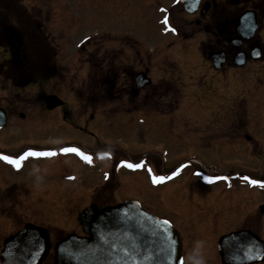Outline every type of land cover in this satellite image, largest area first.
<instances>
[{
  "label": "rangeland",
  "instance_id": "374dc122",
  "mask_svg": "<svg viewBox=\"0 0 264 264\" xmlns=\"http://www.w3.org/2000/svg\"><path fill=\"white\" fill-rule=\"evenodd\" d=\"M51 1L39 0L38 5L41 10V26L47 34L53 36L55 44V76L49 82L16 89L1 69L3 57L0 53V105L18 100L20 110L37 112L30 115L37 116L41 120L39 123L34 117L33 124L30 118L19 126L25 128L37 122L39 129L36 134H43L47 133L48 119H44L45 115L41 114L43 108L40 96L44 93L55 94L67 102V110L72 113L69 120L81 123L85 128L82 134L74 130L73 125L57 123V127H60L55 132H59L60 138L55 143H64L63 136L69 137L68 141L76 143L82 151L92 156V162L70 159L67 172L70 185L67 182H53L55 176L43 177L46 182L43 186L69 192L65 206H71L72 212L83 211L93 203L106 207L107 204L114 205L132 199L139 201L157 217L173 223L186 210L193 211L201 207V202L210 205L216 197H221L217 196L218 192L226 189L225 184L217 185L218 182L203 183L204 179L199 181L196 178L191 180L194 168H187V165L193 158L205 162L203 164L206 166L199 167L202 170L214 165L216 172L225 176L244 168L249 173L256 170L260 179H264V78L261 77L258 82L249 80L247 84H241L235 81L236 76L230 75L226 76L227 81L219 82L220 77L203 63L200 50L177 34H164L165 28L158 20L159 10L154 11L143 0ZM49 3H52L51 7ZM153 12L158 16L154 17ZM169 13L175 25H183V15L174 7L169 8ZM171 22L169 19L168 23L173 26ZM123 37L136 39L139 48L147 52L150 59L146 65L150 69L152 83L145 86L141 93L153 94V99L147 104L141 95L136 99L129 98L125 92L129 86L122 85L127 77L125 74H133L142 69L138 63L134 65L131 62L137 54L131 48V43L122 44L118 41V38L123 40ZM118 73L120 82L115 86L114 79ZM253 75L251 77L257 79ZM242 95H246V98H241ZM176 100L180 103L169 105ZM177 107L182 112L178 118L162 116ZM197 111L216 112L209 115V121L225 111L231 112L232 116H241L247 126V135L252 140L247 142L244 137L241 140L238 132H230L229 141L226 137L228 131L223 130L220 123L210 134L209 128L202 125L204 119L201 117L205 115L195 114ZM129 112L130 115L126 114ZM114 115L120 117L119 121L113 120ZM12 139V142H8ZM27 141L42 145L45 140L20 134L9 138L4 146L19 148ZM230 142L232 146L228 144ZM246 142L251 151L249 154L245 150ZM124 160L143 166L130 168L120 163ZM194 164L197 165L196 162ZM178 169V174L173 176L172 173ZM162 174L171 181H153V175ZM40 181L29 182L37 186ZM105 184L109 185L108 189H105ZM5 186L9 188L0 189V201H7L9 205L12 204L7 199L12 195L9 191L11 187L8 184ZM198 186L203 189H198ZM203 186L208 187L204 189ZM257 188L260 190L257 197L260 198L255 201V208L260 200L264 201V188L258 185ZM240 191L247 192V187L240 186ZM196 193H201L198 199L200 204ZM54 194L55 198L51 202L56 207L62 206V199L56 192ZM248 195L245 193V196ZM205 196L208 199L203 198ZM36 201L29 198L16 203V207H25L31 212L37 208ZM252 212L255 214V209L249 212V216ZM18 216L22 214L15 215ZM23 216L27 220L35 217L32 213ZM4 217L0 214V226L3 225L0 232L8 234L15 229V222L5 221ZM239 225H225L224 229L234 230ZM184 227L190 229L193 225L186 222ZM257 232L264 239V226ZM205 246H211L209 240H206Z\"/></svg>",
  "mask_w": 264,
  "mask_h": 264
},
{
  "label": "flooded vegetation",
  "instance_id": "af4514ba",
  "mask_svg": "<svg viewBox=\"0 0 264 264\" xmlns=\"http://www.w3.org/2000/svg\"><path fill=\"white\" fill-rule=\"evenodd\" d=\"M47 1L50 2L51 0ZM143 2L144 4H148L154 11L157 12L159 10L160 17L158 20H160L162 27L165 29L167 28V25L164 23L165 17L168 18V21L169 19L172 20L171 23L174 22L169 13L170 7H174L183 15V25H177V23L175 25V23H173V27L176 28V31L165 30L164 34H177L186 41H191V43L200 50V55L204 60L203 63L210 68L213 74L220 77L219 82L223 83L222 81L226 80V76L230 75L236 76L235 81L241 84H247L249 80L252 82L257 80L258 82L261 77L264 78V73H261L262 71L264 72V0H143ZM38 3L39 0H0V53L3 57L1 69L5 73L7 80L13 84L12 87L16 89L28 88L32 85L36 86V84L43 83L44 81L49 82L51 78L55 76V44L53 36L47 34L45 30H43V26H41V10ZM49 4L51 7L52 3ZM152 14L154 17L158 16L155 12ZM122 39L123 40H120L118 38V41L122 44L125 42L131 43V48L135 49L137 53L135 55L136 57L131 62L134 65L138 63L140 68H142L133 74H125L127 77L122 84L129 86L128 90L125 91L127 93L126 95L129 98L136 99V97H140L139 95H141L146 87L137 89L135 75L139 72H145L150 78V69L146 65L150 59L148 55H146L147 52L139 48V43L136 39H131L130 37H123ZM215 52L223 53L225 60L218 71L214 70L215 65L219 66V64L214 63L215 59L213 53ZM46 74L48 75L46 76ZM252 75L257 77V79L251 77ZM119 76V73L115 76V86L119 85ZM252 92L254 91L252 90ZM47 95L50 94L44 93L40 96L43 108L41 114L45 115L43 116L44 119H48L46 120L48 125L47 133L43 134L40 132L36 134L39 129L37 122L39 123L41 120L35 115H30L37 114V112H25V110H20L18 100L6 102L4 106L0 105V108L5 110L6 115V125L5 127H0V154L13 156L23 155L29 149L37 151L55 150L57 152V155L50 157H28L22 162V167L19 169H17L15 165L0 158V189L9 188L5 186L6 184L12 188L9 190L12 195L7 197L9 201H12V204L7 205V201H0V214L5 215V221H9L10 223L15 222L14 230L8 234H1L0 232V257L7 239H9L11 235L13 236L15 233L21 231L27 224H32L46 230L50 236L49 249L41 264H58L56 260L57 245L69 235L74 234L83 238L85 233L82 231L83 228L78 221L81 210L80 212H72L71 206H65V200L69 196V192L62 190L56 191L54 188H49L47 185L43 186V184L46 183L43 177L52 176L53 178L55 176L56 180L53 182L62 184L67 182L66 184L70 185L67 181L70 159L79 162L80 160L84 162V159L80 156H75L76 153H60L59 149L61 147L79 146L74 142L71 143L68 141L69 137L67 136H63L64 143H55V141H59L60 138L59 132L55 131L59 130L58 127L60 126L57 127L58 124L61 125L64 123L69 126L73 125L74 130H78L81 133L85 131V128L80 125L81 123L78 124L69 120L71 119L70 116L72 113L67 110V102L61 97L60 98L64 101L63 105L56 110H48L45 102ZM141 96L143 102L146 104L153 99V94L144 93ZM241 98H246V95H242ZM177 103L180 102L177 100L171 101L169 105L172 106V104L176 105ZM111 113L116 114L115 112ZM123 113L125 114V112ZM212 113L216 112L197 111L195 113L197 115H205L203 116L204 118L201 117V119H204L202 125H206V128H209V133L220 123L223 130L228 131L226 137L229 138V141H231L229 136L230 132H238L237 134L241 136V140H243V137L247 142L252 140V137L247 135V126L243 121L244 119L240 118L241 116H232L231 112L225 111L221 112V115L218 113L217 118H213L212 121H209V115ZM126 114L130 115L131 113L129 112ZM134 114H140V112H134ZM166 114L167 115L162 116L168 118L169 116L170 118L174 116L173 118L176 119L182 112L178 110L177 107V109L175 108L168 113L166 112ZM34 117L35 121H37L35 123L36 125H30L25 128L19 126L29 121L30 118L32 120ZM91 118H93V115ZM119 119L120 117L113 116V120L119 121ZM30 122L33 124V120ZM179 127L183 126L179 125ZM20 134H25L34 138L41 137L45 141L41 143L42 145L38 144V142L36 144L33 141H27V143L24 142L23 147L19 148L4 146L9 138L16 137V135ZM20 137L22 136H17V138ZM237 139L238 136L236 135L235 140ZM12 141L13 139L8 142ZM247 142L244 143V145L246 147V153L249 154L251 151L247 148L249 147ZM228 144L232 146L233 143L230 142ZM246 153H244V155ZM195 160L194 158L190 159L187 165V167L191 165L194 168V172H192L193 178L191 180L196 178L199 179V181L204 179L202 180L203 183L218 182L219 184L217 185L225 184L226 189L220 190L217 196L221 197H219V199L216 197V200H212L210 205L207 202H201L202 206L194 208L195 212L193 209H191L193 211L186 210L181 218L178 217L175 222H171L181 238L182 264H195V260L201 258L204 264H225L219 251V242L224 234L227 235L233 232L246 230L253 232L261 240H264L257 232L264 226V201L260 200V204L255 208L257 204L255 201H258L260 198L257 197L260 190L257 186L252 185L249 181L244 179L246 176L252 179H260V176L256 170L249 173L245 172L244 168H241L238 172L224 176L216 172L214 165H210V169L202 170L199 168V164L204 166L205 164L203 163L205 162L198 160L199 163ZM195 162L197 165L194 164ZM114 163L117 162L114 160ZM66 164H68V167ZM207 176L228 177V179L208 181L204 178ZM38 179L41 180V183L37 186H33V183L29 182L30 180L34 181ZM233 182L235 184H233ZM2 184L4 186H2ZM193 184L196 187V184ZM200 186H198V189L202 190L203 188H200ZM240 186L247 187V192H244L252 195L251 199L249 195L245 196V193L240 191ZM108 187L109 185H106L105 189H108ZM206 187L208 186H205L204 189ZM54 192L62 199V206L58 205L59 207H56L54 202H51L55 196ZM100 192H102L101 189ZM200 194L201 193L197 194V201L199 204L200 202L198 199L200 198ZM29 198H33L35 201L37 200V208H34L30 212V210L25 207H16V203H21ZM203 198L208 199L207 196ZM39 201L41 202L38 203ZM13 204L14 206H12ZM97 205L100 208L104 207L99 204ZM142 207L149 210L143 205ZM253 209H255L256 213L254 214L252 212L250 213L252 215L249 216V212L253 211ZM20 213L22 216L15 217V215H20ZM27 213H32L36 218L34 217L33 219L27 220L23 216L24 214L27 215ZM183 218L184 220H181ZM178 222L182 224V227L181 224L178 225ZM186 222H190V225H193V227L190 229L185 228L184 224L186 225ZM233 223H240V225L234 230L224 229L225 225L230 226ZM2 227L3 225L0 226V230ZM206 240H209L211 243V246L208 248L205 246ZM199 241L203 243L198 244L197 242ZM212 250L213 253H211ZM258 253L262 256L261 260L260 257H257ZM250 258H254L255 261L249 263L242 261V264H264L263 248L260 250L256 248V255ZM14 260L20 261L22 259L16 258Z\"/></svg>",
  "mask_w": 264,
  "mask_h": 264
},
{
  "label": "water",
  "instance_id": "95a60500",
  "mask_svg": "<svg viewBox=\"0 0 264 264\" xmlns=\"http://www.w3.org/2000/svg\"><path fill=\"white\" fill-rule=\"evenodd\" d=\"M220 61V58L215 61L219 63L215 69L221 67ZM150 83L144 73L137 75L138 88ZM45 101L49 110L63 104L56 95L46 96ZM5 123V111L0 108V127ZM78 221L86 237L71 235L57 245L58 264H181V242L177 231L166 220L144 210L136 201H125L102 209L92 204L79 215ZM255 244L260 242L251 233L237 232L224 236L220 242L225 249L221 252L224 263L230 261V250L227 249L238 251L243 258V249ZM4 245L1 264H41L49 249V234L28 224L11 235ZM16 258L22 260L16 261Z\"/></svg>",
  "mask_w": 264,
  "mask_h": 264
},
{
  "label": "snow or ice",
  "instance_id": "6c2138e0",
  "mask_svg": "<svg viewBox=\"0 0 264 264\" xmlns=\"http://www.w3.org/2000/svg\"><path fill=\"white\" fill-rule=\"evenodd\" d=\"M164 23H165V25H167V28L165 29L166 31L167 30H171L173 32L176 31V28L168 23L167 17L164 18ZM85 39H88V38L86 37ZM59 152L60 153H76L80 157H82L85 161H87L89 163L92 162V156L89 155L88 153L82 151L80 147H73V146L61 147L59 149ZM106 154L110 155V153H106ZM54 155H57V152L55 150L37 151V150L29 149L23 155L13 156V155L0 154V158H2L3 160L8 161L9 163L15 165L16 168L19 169L20 167H22V162L25 159H27L28 157H50V156H54ZM120 163L123 165H127L130 168H139V167L143 166L139 163H130L127 160L121 161ZM148 171L151 172L152 169L149 168ZM178 171H179V169L174 171L172 173V175L173 176L177 175ZM168 178L169 177H166V176L153 175V181L157 182V183L164 181ZM204 178L207 179L208 181H215V180H219V179H224V180L228 179V177H218V176H207ZM244 179L249 181L254 186L258 185L259 187L264 188V179H252L251 177H248V176L244 177ZM167 223L170 224L171 221H167Z\"/></svg>",
  "mask_w": 264,
  "mask_h": 264
},
{
  "label": "clouds",
  "instance_id": "9594fccd",
  "mask_svg": "<svg viewBox=\"0 0 264 264\" xmlns=\"http://www.w3.org/2000/svg\"><path fill=\"white\" fill-rule=\"evenodd\" d=\"M198 244H202L203 242L202 241H199V242H197ZM195 264H204V261H203V259L201 258V259H196L195 260Z\"/></svg>",
  "mask_w": 264,
  "mask_h": 264
}]
</instances>
